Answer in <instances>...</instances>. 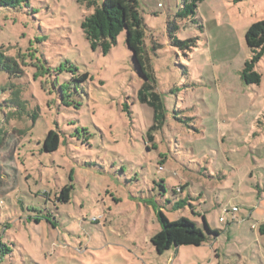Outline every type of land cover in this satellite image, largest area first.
<instances>
[{
	"label": "rangeland",
	"instance_id": "rangeland-1",
	"mask_svg": "<svg viewBox=\"0 0 264 264\" xmlns=\"http://www.w3.org/2000/svg\"><path fill=\"white\" fill-rule=\"evenodd\" d=\"M89 1L0 12V47L24 71L20 80L0 72V264H264V235L249 230L264 219V57L258 85L240 75L264 0H203L197 24L176 18L182 0H137L166 107L152 143L153 110L136 98L142 81L125 34L106 55L92 50L80 28ZM173 21L178 40L199 37L187 56L169 43ZM52 129L61 142L46 153ZM65 186L67 203L57 201ZM243 203L261 205L232 223L248 213ZM153 206L206 241L156 254Z\"/></svg>",
	"mask_w": 264,
	"mask_h": 264
},
{
	"label": "trees",
	"instance_id": "trees-1",
	"mask_svg": "<svg viewBox=\"0 0 264 264\" xmlns=\"http://www.w3.org/2000/svg\"><path fill=\"white\" fill-rule=\"evenodd\" d=\"M202 1L182 0V4L175 15L176 18L197 24L196 11ZM87 6L92 8V12L82 19L80 28L92 50L99 49L103 55H106L115 46L117 36L121 33L125 34V45L131 53L135 71L142 81L136 98L141 104L148 105L153 110V124L149 127L146 135L148 143H152L153 133L162 130L165 124L166 107L163 103L162 94L156 90L157 82L152 71L151 55L144 41L146 26L140 15L138 2L137 0H102L97 3L91 0ZM21 7L29 8L30 0H0V12ZM198 28L202 30V26L199 24ZM177 30L178 26L175 21L167 23V37L170 45L177 47L187 56L197 47L199 37L178 40ZM244 38L250 57L242 65L241 79L246 85H258L261 74L257 71V67L264 57V19L251 24L247 28ZM151 51L155 52V47ZM0 72L7 74L10 79L20 80L19 78L24 75L18 59L6 54L2 51V47H0ZM80 78L85 79L86 74H82ZM10 86L14 87L12 83ZM11 95L15 101L20 103L17 92H13ZM123 110H128V106H124ZM32 119L34 121L36 116H33ZM59 133L57 129L49 130L46 133L42 142L44 152L51 153L58 149L61 142ZM68 193L69 187H63L57 201L67 203L69 200ZM185 205L184 201L174 203L171 210L183 209ZM153 209L159 229L150 237L149 241L156 254L161 255L165 251L177 250L182 246L199 247L206 241L207 237L193 222L183 217L170 221L162 212L161 207L153 206ZM202 219L207 233L216 235V233L210 232L205 218L202 217ZM45 220L54 225L48 218ZM34 221L37 224L41 223V219L37 217ZM259 232L264 234V224L259 226Z\"/></svg>",
	"mask_w": 264,
	"mask_h": 264
},
{
	"label": "crops",
	"instance_id": "crops-1",
	"mask_svg": "<svg viewBox=\"0 0 264 264\" xmlns=\"http://www.w3.org/2000/svg\"><path fill=\"white\" fill-rule=\"evenodd\" d=\"M256 187H259V185H257ZM262 191H264V190H262ZM234 199H236V198H234ZM262 199H264L263 195L259 194L258 195V202L261 201ZM251 205L253 206V209L252 210H251ZM251 205H248V204L243 203V206H245V208L248 209V213L247 214L245 212L242 213L241 214V218H238L237 216H234L233 215L232 216V223H235V221H238V220H240L242 222L249 221V220L251 221V217L253 215V210L259 208L260 205H261V203H257L256 206L254 204H251ZM233 207H236L237 208V211L236 212H232L231 211L233 214L234 213H238V214L241 213L238 205H234ZM223 222H224V220H223ZM263 224H264V219L262 220V219H260V217H257V219L254 221V224H251L250 227H249V230H251V232H256V234H257V236H256L257 240H259V236H263L264 235V234H261L259 232V226L260 225H263ZM176 251H178V250H176Z\"/></svg>",
	"mask_w": 264,
	"mask_h": 264
},
{
	"label": "built area",
	"instance_id": "built-area-1",
	"mask_svg": "<svg viewBox=\"0 0 264 264\" xmlns=\"http://www.w3.org/2000/svg\"><path fill=\"white\" fill-rule=\"evenodd\" d=\"M231 211H232V212H236V211H237V208H236V207H232V208H231ZM222 220H223V218H220V221H222Z\"/></svg>",
	"mask_w": 264,
	"mask_h": 264
}]
</instances>
